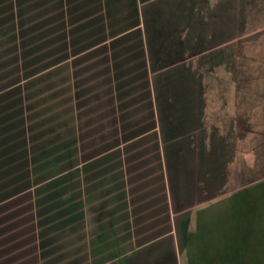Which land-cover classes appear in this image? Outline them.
<instances>
[{"label": "crops", "instance_id": "1", "mask_svg": "<svg viewBox=\"0 0 264 264\" xmlns=\"http://www.w3.org/2000/svg\"><path fill=\"white\" fill-rule=\"evenodd\" d=\"M153 3L0 0L10 10L0 20L14 28L28 20L19 37L28 70H40L46 107L28 120L55 115L57 179L67 186L56 206L36 197L18 201L33 195L37 183L0 189V264H176L171 177L145 21L147 8H158ZM28 139L32 148L37 138ZM12 174L0 173V181Z\"/></svg>", "mask_w": 264, "mask_h": 264}, {"label": "rangeland", "instance_id": "2", "mask_svg": "<svg viewBox=\"0 0 264 264\" xmlns=\"http://www.w3.org/2000/svg\"><path fill=\"white\" fill-rule=\"evenodd\" d=\"M249 1V6L255 3L254 0ZM181 2H187V5L181 7ZM240 2L166 0L159 4L156 11L147 8L145 12L153 59L157 66L163 62L166 72V82H162L163 109L159 117L174 200L171 207L176 223L175 229L172 221V235L177 247L176 264H264V252L259 246L263 241L260 231L264 233V200L247 222L240 221L244 217L240 211V189L264 180V133L255 143L252 129L244 131V128L239 133L238 121L237 125L235 121L228 123V110H223L228 102H232L224 99L223 92L228 85H216L213 80L215 73H210L211 66H214L213 54L226 48V36L235 32V21H242L236 12ZM212 7L214 10L210 9ZM4 11L10 13L5 5H1L0 12ZM260 12V18H264V10ZM27 22L18 19L14 28L8 21L0 20V30L11 33L0 36V173H14L11 179L0 181V189L10 187L9 191L13 192L37 183V191L33 195H27L25 199L19 197L18 201L23 199L22 203L29 204L36 197V203L56 206L58 191L67 187L60 185L63 179H57L60 148L56 117L46 119L38 116L28 120L31 111L34 116L46 107L42 105L44 101L40 96V70H28V49L23 46L24 39L19 37V33L24 32L22 27L28 31ZM228 55L222 56L227 58ZM246 55L247 51L242 52L236 73L238 92H246L252 85L251 73L246 68ZM222 56L220 62H223ZM199 67L204 75L209 73L208 78L196 76ZM30 73L35 78H30ZM196 79L208 84L214 99L210 97L211 106L208 109L205 102L203 114H190L194 117L193 122L186 116V122L181 123L182 113L178 104L182 95L181 85H190ZM259 83L260 80L253 88L259 89L262 85ZM217 89L221 92H216ZM184 91V98L189 100L191 95ZM166 97H169L171 108L166 105ZM262 97L257 117L264 123V95ZM213 100L219 101L218 105H213ZM236 107L238 110L246 108L239 104ZM210 108L222 110L217 112ZM214 118L223 124L216 127ZM171 119L172 127L168 125ZM14 126H17L15 132H8ZM31 127H34L32 131ZM30 135L37 138L32 148H28L32 144L28 139ZM28 153L34 154L32 159H28ZM69 186L73 187L72 181ZM251 194L249 189L242 195ZM251 205L248 204V210H251ZM164 230L163 227L153 232L156 234Z\"/></svg>", "mask_w": 264, "mask_h": 264}, {"label": "trees", "instance_id": "3", "mask_svg": "<svg viewBox=\"0 0 264 264\" xmlns=\"http://www.w3.org/2000/svg\"><path fill=\"white\" fill-rule=\"evenodd\" d=\"M142 2H146L149 0H141ZM166 0H154V3L152 4V7L156 9L157 5L162 4ZM255 3H251L249 6L250 1L249 0H241L240 4L238 3L236 12L239 16H241L242 21L239 19L238 21H235V25L237 28L234 27L235 32L231 33L229 36H226V48L216 50L213 54L214 59V66L212 71H210L211 74L215 73V80L214 83L216 85L227 83L228 87L224 90V96L225 100H230L232 102H228L227 106H224L226 109H223L224 111L228 110V116L229 120L228 123L232 124L233 121H237L239 124L237 125L239 133L244 129L251 130L254 133L253 140L255 143L259 141L260 136L264 133V123L262 120H259L258 115V109L261 106V100L263 99L262 95H264V40L258 41L260 38L264 37V18L259 13L260 10H264V0H254ZM181 7H185L186 4L184 2H181ZM237 3V2H236ZM221 7V3H220ZM211 10H214L213 7L210 8ZM242 10V12H241ZM224 46V47H225ZM247 51L246 55V68L251 73L250 77V83H252L251 87L246 91L243 92L241 90L236 89L237 88V82H236V73L238 71V64L241 60V54L242 52ZM214 52V51H213ZM212 52V53H213ZM222 53V54H221ZM229 54L227 58H224L222 55ZM222 56L223 62H220L219 59ZM163 62L160 63L159 66L155 63L152 56L151 66H152V72L154 73V94H155V102L156 107L158 111V115L160 114L161 110L163 109L162 103H161V96L164 92V87L162 85V82L165 83V75L166 72L164 71ZM160 70V71H159ZM206 76L208 78L209 73L207 72L205 75L202 72V69L200 67L196 71V76ZM260 80V83L262 84L259 89H254L257 85V81ZM211 83V81H208V83ZM259 83V84H260ZM181 96L179 98V106L181 109L182 116H180L181 123L186 122V116H189L190 121L193 122L194 117L190 114H195V112H198L199 114H203L205 112V102L207 104L208 109L210 105V97L214 99L213 93H210L208 84H204L203 81H198L197 79L194 80V82H191L189 84L181 85ZM184 89L190 94V99H185V91ZM220 90L217 89L216 92H219ZM183 92V93H182ZM221 92V91H220ZM206 93V97H204V94ZM222 93V94H223ZM216 95V93H215ZM232 96V97H231ZM228 97V98H227ZM169 97H166L165 102L166 105H168L169 108H171V103L168 101ZM219 101L213 100V105L216 104ZM239 104L240 107L244 106L245 109L238 110L236 109V105ZM218 105V103L216 104ZM214 108H210L212 110ZM217 112L222 110L221 108L214 109ZM235 112H233V111ZM212 114V113H211ZM212 116H215L212 114ZM216 120V127H219L220 124H223L219 121V119ZM257 120V122H256ZM225 121V120H224ZM219 123V124H218ZM159 124L161 129V137L163 141V135H162V123L159 117ZM242 124V126H241ZM168 125L172 127L173 120L171 119L168 122ZM259 126H261L260 129ZM241 127V130L240 128ZM258 129L259 131H256ZM253 143L254 145H257ZM169 185H170V193H171V203L173 205V194L171 190V179H169ZM252 192L251 196L249 195H242L244 194L245 190H249ZM241 193V216H244L241 218V222H247L248 217L253 213L256 212L258 209V206L261 202V200H264V180H259L253 183L252 185L243 187L240 189ZM248 204L251 205V210H248ZM246 207V209H244ZM174 218V225L176 229V223H175V217ZM246 219V220H245ZM245 220V221H244ZM241 223V224H242ZM176 231V230H175ZM190 232L187 234V239L189 237ZM260 234L262 236L263 241L260 242L259 246H261V252H264V233L263 231H260Z\"/></svg>", "mask_w": 264, "mask_h": 264}]
</instances>
